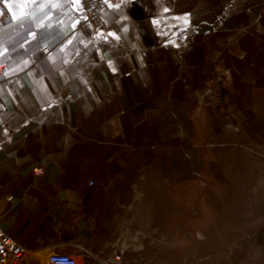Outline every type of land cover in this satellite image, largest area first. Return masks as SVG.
Here are the masks:
<instances>
[{"label": "crops", "instance_id": "obj_1", "mask_svg": "<svg viewBox=\"0 0 264 264\" xmlns=\"http://www.w3.org/2000/svg\"><path fill=\"white\" fill-rule=\"evenodd\" d=\"M85 1L0 0V227L22 264H157L164 169L264 147V0H123L95 34Z\"/></svg>", "mask_w": 264, "mask_h": 264}, {"label": "rangeland", "instance_id": "obj_2", "mask_svg": "<svg viewBox=\"0 0 264 264\" xmlns=\"http://www.w3.org/2000/svg\"><path fill=\"white\" fill-rule=\"evenodd\" d=\"M250 139H228L237 151L213 153L190 182L164 169L162 225L148 233L163 243L157 264H264V147Z\"/></svg>", "mask_w": 264, "mask_h": 264}, {"label": "built area", "instance_id": "obj_3", "mask_svg": "<svg viewBox=\"0 0 264 264\" xmlns=\"http://www.w3.org/2000/svg\"><path fill=\"white\" fill-rule=\"evenodd\" d=\"M123 0H86L84 5L85 18L83 26L91 33H97L105 27L104 12L110 7L118 5ZM42 52H50L49 46H43ZM36 172H39L37 170ZM25 251L15 240L10 238L0 227V264H22ZM45 264H79L73 255L55 253L49 256Z\"/></svg>", "mask_w": 264, "mask_h": 264}]
</instances>
